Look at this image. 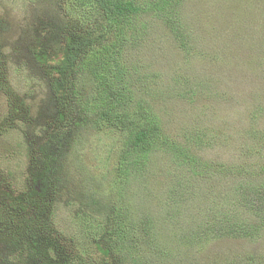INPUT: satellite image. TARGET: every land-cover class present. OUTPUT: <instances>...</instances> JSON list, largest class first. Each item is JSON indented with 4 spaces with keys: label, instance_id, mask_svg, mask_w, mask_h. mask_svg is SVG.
<instances>
[{
    "label": "trees",
    "instance_id": "16d2710c",
    "mask_svg": "<svg viewBox=\"0 0 264 264\" xmlns=\"http://www.w3.org/2000/svg\"><path fill=\"white\" fill-rule=\"evenodd\" d=\"M56 1L58 7L55 12L39 14L40 26L33 36L40 39H37L39 44L32 52L36 65L34 69L42 74L41 79L55 97V113L45 117L39 127L33 129L32 136L26 134L29 176H25L20 185L21 193L16 195L10 189L5 191L2 188L4 176H10L13 181L15 177L12 172L5 174L0 168V257L3 255L0 264H106L107 252L113 251L127 263L137 262L141 255L139 264L161 262L170 258L166 244L157 252V244L162 243L163 230L156 238L158 232L154 231L150 217L154 214L142 206L156 196V187H159L163 196L155 197L162 203L159 206L171 199L169 205L172 204L175 210L180 209L183 180L167 177L166 183L164 180L154 182L151 172L154 169L150 163L158 156L176 165H191L194 167V175L188 179L191 183L192 179L204 174L194 170L201 165L196 152L211 146V141L205 133L190 132L186 127L171 130L155 111L153 103L138 96L140 84L142 92H148V96L152 97L154 90L150 89V80L143 81L137 77L138 73L135 74V65L131 62L135 56L132 54L136 48L142 47L141 41L148 35L161 37L159 25L161 30H165L169 43L177 44L194 63L202 62L206 68L207 62L214 64L217 59L219 42L216 38L221 41L222 35L238 37L242 28V13H257L263 0ZM238 5H241L238 8L241 12L236 8ZM232 10L234 22L227 14ZM210 11H213L211 16L208 15ZM50 18L57 27L48 22ZM151 29L156 35L148 32ZM52 44L58 47L59 57L50 51ZM1 47L0 40V50ZM253 47L256 56H246L249 59L248 71L250 78L262 80L261 88L264 90V39L255 40ZM225 49L230 51L228 47ZM156 55L150 56L155 58ZM228 57H232L231 53ZM224 66L231 67V63ZM185 69L186 72L190 70L188 76L176 73L171 80L177 84H181L183 78L186 80V86L190 87L184 86L186 95L183 96L191 101L193 96L206 97L214 87L218 89L219 71L218 74L205 76L191 67ZM6 78V63L0 55V85L9 96L7 115L0 121V134L12 126L28 124L27 107L7 88ZM86 79L91 81V88H82ZM224 89L221 96L226 94L228 86L225 85ZM230 90L234 97L233 89ZM216 95L218 92L215 91ZM261 96L262 93L254 86L249 88L244 99L249 103L262 104L264 100ZM12 118L21 119L15 122ZM258 125L259 121L254 120L248 131L252 145H247L250 143L246 135L238 140L241 139L240 150L245 161L258 157L260 163L255 162L254 165L261 166L263 171L253 172L254 167L249 162L224 168L222 164L217 165L219 173H228L226 182L235 183L237 179L234 190L228 193L224 187L221 189L215 185L211 190L214 201L204 200L207 194L195 200L193 214L183 215L187 220L182 225L186 226L183 236L178 235L173 224L166 229L163 243L173 240L174 244H178L180 239L183 240L177 255H180V264H190V259L206 243L221 238H246L252 242L264 234V155H261L264 153V131ZM84 130L117 135L121 138L122 147L116 162H110L109 169L114 167L111 170H115L113 178L105 177L114 191L105 203L95 196L97 192L90 191L86 182L83 184L89 192L84 195L89 200L85 208L91 207L93 212L105 211L108 219L98 220L93 218L96 217L94 214L79 210L70 220L77 233L67 234L56 225L52 214L53 202L67 188H75L76 193L80 189L76 188L75 174L68 160L77 137ZM216 135L212 133V137ZM109 169L105 170L109 172ZM68 184L73 185L70 187ZM14 185H18L17 179ZM130 195L133 202L127 199ZM115 196L118 198L115 199ZM79 199L83 200L81 196ZM127 203L130 205L125 208H116ZM197 204H204L205 221ZM159 206L155 205L153 210H163ZM139 212H144L139 214L141 218L134 219V213ZM98 251L104 254L95 259L92 254ZM250 264H257L256 260Z\"/></svg>",
    "mask_w": 264,
    "mask_h": 264
},
{
    "label": "rangeland",
    "instance_id": "374dc122",
    "mask_svg": "<svg viewBox=\"0 0 264 264\" xmlns=\"http://www.w3.org/2000/svg\"><path fill=\"white\" fill-rule=\"evenodd\" d=\"M56 2V0H0V40L2 43L0 55L4 57L6 63L7 88H10L14 95L24 102L28 110L27 125L21 123L22 125L19 127L12 126L0 134V168L5 171V174L12 172L15 177L13 181L10 176H4L2 188L5 191L10 189L11 193L16 195L22 192V186L20 185L24 177L29 176V165H26L28 164L25 151L26 134L32 136L33 129L39 123H42L45 117H49L53 112L55 113V97L51 95L50 89L41 79L42 74L37 69H34L36 65L33 62L32 52L39 44L37 39H40H36L33 36L37 33L40 26L41 17L39 14L50 15L55 12L58 7ZM241 5L236 6L240 12L241 10L238 8ZM260 5V10L253 15H249L246 12L242 13L243 22L238 37L229 36L227 38L222 35V40L220 41L219 37L216 38L214 33L216 40L219 42L216 48L217 59L214 60V64L207 62L206 68L203 67L204 64L202 62H199L200 64L194 63L177 44L169 43L166 39L165 30H161L159 25H157L159 28L157 30L162 38L148 35L145 40L141 41L142 47L140 49L136 48L132 54L135 56L131 59V62L135 65V74L138 73L137 77L142 78L143 81L145 79L150 80V89L154 90L152 97L148 96V92H142V84H140L137 89L138 96L153 103L155 111L160 114L171 130L176 131L180 127H186L190 132L195 130V133L197 131L205 133L207 139L211 141V146L196 152L201 165L194 170L201 171L204 174L201 177L192 179L191 183L188 181L194 175V167L191 165H176L170 162L169 159L157 158L158 156L150 163V166L154 169L151 171L152 176H154V182L158 183L160 180H164L166 183L167 177L173 180L178 178L183 180L180 188L183 191L180 209L175 210L172 204L169 205L171 199L167 201V204L159 206L162 203L155 199L157 196L163 198L159 187H156V196L152 200H148L145 206H142V208L149 210V213L154 214V217H150L154 231L158 232L156 233V238L163 230L162 243L157 244V252L158 250L161 251L165 244L169 250L167 253L170 258L161 262L160 260L155 261L154 264H180V255H177L183 240L180 239L178 244L176 242L174 244L173 240L170 243H163L166 229L173 224L174 230L178 232V235L183 236L186 226L182 227V225L187 222L183 215L187 217L193 214L195 200L201 199L207 194L204 200L214 201V193L211 190H213L215 185H219L221 189L224 187L228 193L234 190L237 179L235 183L226 182V178L229 176L228 173H219L217 165L222 164L224 168L249 162L254 167L253 172H257L259 169L260 172L263 171L261 166L254 165L255 162L260 163L258 157L245 161L243 152L240 150L241 139L238 140V138L246 135L247 142L250 143L247 145H252V142L249 141V139L252 141V138L248 131L256 119L259 121L258 127L264 131V102L262 104L249 103L244 99V95L248 93L249 88L256 86L258 91L262 93L261 97L264 100V90L261 88L263 87L262 80L250 78V72L248 71L249 59L246 58L247 55L256 56L253 51L255 40L264 39V0L261 1ZM212 13L213 11H210L208 15L211 16ZM227 14L229 19L234 22L233 10ZM48 22L57 27L56 22L52 18ZM222 23L224 28L225 18ZM148 32L156 35L153 29ZM225 47H228L230 51L226 50ZM50 51L53 55H58L59 57V49L55 44H52ZM229 53H231L232 57H228ZM153 54H157L155 58L150 56ZM227 58L230 59L226 60ZM226 63H231V67H227L230 69L225 68L226 66L224 65ZM130 66L128 65L127 67ZM185 67H191L199 74H204L205 76L214 73L218 74L219 71L218 89L214 87L212 92L206 97L205 95L193 96L192 101L183 96V94L186 95L184 93V86L187 84L186 80L183 78L181 84H177L171 78L176 73L188 76L190 70L186 72ZM225 85L228 86V89L226 94L221 96V93L225 91ZM81 86L82 88L85 86L91 88L92 83L89 79H86ZM186 87L189 88L190 86ZM3 88L0 85V121L4 115H7L8 111L9 99L7 97L9 96ZM230 89H233L234 97L231 95ZM192 90L194 91V89ZM243 90L246 91L244 92ZM215 91L218 92L216 96ZM253 92L255 93L254 90ZM196 93L204 94V92ZM213 106H215L214 109H212ZM20 119L12 118L15 122ZM212 133H217V135L212 137ZM121 147V138L117 135L110 136L96 131L89 132L84 130L77 137L68 164L75 174L73 178L76 182V188L80 187V189H77L76 193L75 188H67L55 197L52 214L60 230L67 234L77 233V228L72 227L70 220L74 219V212L79 210L94 214L96 217L93 218L98 220L108 219L105 211L93 212L91 207L89 209L85 208L89 200L85 199L87 197L84 195L89 192L83 184L86 182L90 187V191L92 193L97 192L95 196L105 203L109 194L114 192L112 184L108 185V180L106 181L105 177L113 178L112 174H114L115 170H111L114 167L109 169L110 162H116ZM261 155L263 156L264 153H261ZM105 169H109V172ZM195 176L198 175L195 173ZM16 179L17 186L14 185ZM66 181H68V178ZM169 182L171 183L170 179ZM72 185L68 184L70 187ZM98 186L100 189H98ZM208 186L209 190H206ZM80 196L83 200L79 199ZM114 198L117 199L118 197L115 196ZM127 199L128 201L131 199V202H133L132 195L127 197ZM12 202H15V200H12ZM67 203L70 204L66 206ZM129 205L130 203H127V205L116 208L122 209ZM155 205L163 210L159 211V208L153 210ZM197 206L201 208V210L199 208L198 210L201 211L202 219L205 221L204 204H197ZM141 213L144 212L134 213L133 218H141L139 215ZM176 234H171L170 238ZM108 253L109 255H107ZM102 254L104 252L98 251L92 255L95 259H98L102 257ZM107 254L106 264H139L138 261H140L142 256L137 258V262L127 263L114 251L111 253L107 252ZM1 256L3 257V255ZM254 259L257 264H264V234L252 242L246 238H221L212 241V243H206L204 248L199 249L195 257L190 259V264H250ZM103 264L105 263L103 262Z\"/></svg>",
    "mask_w": 264,
    "mask_h": 264
}]
</instances>
